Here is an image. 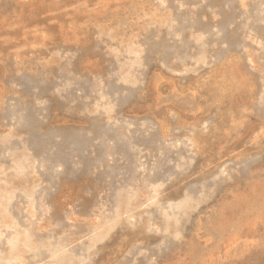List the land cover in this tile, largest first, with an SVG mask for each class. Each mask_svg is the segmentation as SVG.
<instances>
[{"label": "rangeland", "instance_id": "1", "mask_svg": "<svg viewBox=\"0 0 264 264\" xmlns=\"http://www.w3.org/2000/svg\"><path fill=\"white\" fill-rule=\"evenodd\" d=\"M0 264H264V0H0Z\"/></svg>", "mask_w": 264, "mask_h": 264}]
</instances>
